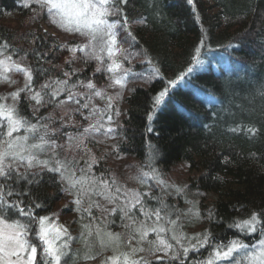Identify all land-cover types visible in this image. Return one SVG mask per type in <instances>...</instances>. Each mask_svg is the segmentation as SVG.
<instances>
[{
    "label": "trees",
    "instance_id": "1",
    "mask_svg": "<svg viewBox=\"0 0 264 264\" xmlns=\"http://www.w3.org/2000/svg\"><path fill=\"white\" fill-rule=\"evenodd\" d=\"M25 2L0 0V45L7 44L5 56L32 69L33 88L40 91L41 85L56 79H69L70 84L79 80L85 85L91 79L112 97L111 107H106L111 119L102 122L99 113L90 115L89 108L98 102L95 96L88 109L76 112L81 106L73 101L59 105L65 93L51 103L45 96L43 106L21 93V113L33 124L58 130L49 139L64 146L56 149L60 159L76 156L85 173L104 180L114 177L122 187L134 178L145 182L143 173L150 169L156 168L163 177L184 163L194 173L188 177L185 193L206 217L204 231L212 233L214 243L238 239L252 245L264 235L229 227L252 212L264 211V0H128L121 5L122 15L109 17L110 22L121 21L117 31L124 51L116 58L127 70L123 88L108 87L109 73L97 72L98 62L86 60L84 53L78 51L73 59L72 52L61 46L85 42L60 39L45 28L47 13L41 12L35 0L27 1L30 8ZM74 71L70 77L63 75ZM10 75L17 83L2 84L0 95L23 87V73ZM164 88L169 89L168 95L154 107L155 97ZM89 91L79 84L73 89L75 93ZM78 98L81 104L88 102L84 96ZM90 124H97L100 131L85 139L97 156L89 170L83 150L74 154L66 147L69 135L83 132ZM20 133L25 134L23 129ZM38 135L30 141H38ZM50 157L46 155V160ZM20 172H25L23 164ZM13 175L8 184L22 195L10 197L9 202L23 200L20 207L29 205L26 210L33 211L34 220L50 212L68 192L60 174L42 166L29 169L22 179ZM141 184L137 190L150 209L159 207L160 200L171 207L184 197L160 185L144 192ZM138 215L143 217L137 211ZM113 216L118 220L117 212ZM32 228L38 225L33 223ZM121 234L125 239L128 236L126 230ZM209 251L207 246L190 251L183 261L144 255L151 264H188Z\"/></svg>",
    "mask_w": 264,
    "mask_h": 264
},
{
    "label": "snow or ice",
    "instance_id": "2",
    "mask_svg": "<svg viewBox=\"0 0 264 264\" xmlns=\"http://www.w3.org/2000/svg\"><path fill=\"white\" fill-rule=\"evenodd\" d=\"M128 0H35L40 6L41 12H46L52 25L63 29L65 32L78 34L85 38L83 44L73 42L71 45H62L73 54L79 51L84 53L86 60H95L98 62L97 72L107 71L111 83L108 87H125L127 70L123 69L122 62L117 60V55L124 51L120 47L119 33L117 24L121 23L119 19L109 21L110 16L123 14L121 5L127 4ZM191 2V0H190ZM25 7H31V3L25 2ZM128 21L126 15L123 16V23ZM7 44L0 45V83L16 84L9 73L20 72L25 77L24 85L14 92L0 95V178L3 183L0 184V264H79L81 258L85 260H95L101 256L104 251L111 250L112 255L103 257L101 264H151L148 256L156 260H180L186 257L189 251H198L206 246L210 249L208 257L201 264H264V239H260L254 246L242 243L238 239L224 242H213L212 233L205 231L198 234L197 237L188 238L177 232V220L171 219L172 210L163 200H160V206L150 209L146 206L144 196L137 191L123 193L124 206L120 209L123 215L130 221L125 225L129 229L127 238H122L120 233H111L102 231L99 226L85 224L81 239L85 247L83 256L81 250H73L69 245L70 233L67 228L52 222L49 216H40L33 219V211L26 210L29 205L24 204L23 200H12L13 196H20L22 193L15 192L8 181L25 178L27 171L33 167L47 168L48 171L59 173L61 181L68 185V190L78 189L76 203H82L79 193L82 191L85 195L95 190L96 184L103 185L104 191L99 195L109 193L105 198L110 201L117 199V196L111 195L112 188L107 181L90 180L84 169H77L75 158L71 160L65 157L58 158L57 148H63V145H57L54 139H49L50 133L58 130H49L47 124H33L27 116L21 113L20 98L21 93L26 94L28 101H34L36 105L43 106L45 96L48 103L61 93L66 94V99L59 101V105H64L69 101L80 105L76 112L81 108L88 109L94 96H99L109 101L107 107H111V96H106L105 91L98 89L90 79L85 85L83 81L77 80L75 83H69V79L53 80L40 86V91L33 88V71L30 67L14 61L10 55L5 56L3 50H6ZM199 51V49H197ZM70 64L71 61H68ZM191 71V69H189ZM67 78L73 73H63ZM183 77H181L182 79ZM176 81L170 80V85H175ZM77 84L90 90L85 93H75L73 89ZM169 89L164 88L155 97L154 107L159 106L168 95ZM78 96L86 97L88 102L81 104ZM11 100V103L8 101ZM95 108L90 110V115H95ZM108 119H111L109 116ZM151 119V117H149ZM21 129L24 135H20ZM236 129H233L235 131ZM100 127L97 124H90L83 132L77 136H68L69 148L81 146L86 148L85 139L93 133L99 132ZM108 131H111L109 129ZM254 131V129H249ZM37 136L38 142L29 143L30 138ZM66 134V133H65ZM67 135V134H66ZM49 151L51 157L48 160H41L38 153ZM91 160L88 167L95 163ZM23 164L25 172H20V165ZM52 165L49 167V165ZM80 171L82 175L76 176ZM155 173V169L152 170ZM148 176L149 173H143ZM155 179L156 177L153 176ZM164 184L163 180L159 181ZM115 180L112 184L115 185ZM141 183H144L141 180ZM91 185L92 187H87ZM79 186V187H78ZM178 191H182L178 189ZM115 192L120 194L119 187ZM159 199V198H158ZM97 207L99 205H96ZM40 207V205H34ZM11 210H15L14 212ZM79 210V209H78ZM91 215L90 209H84ZM112 211H115L113 209ZM140 212L144 220H137L135 213ZM192 211V210H190ZM198 215V213H194ZM14 216H24L27 222H23ZM211 217V214H210ZM264 211L252 212L246 219L234 221L229 225L230 228H236L241 232L264 233ZM38 225L37 229L32 228V224ZM167 224L169 227H165ZM171 232V242L165 238V234ZM149 233H155L154 240L149 239ZM35 235L33 241L30 237ZM95 238L99 244V251H94V245L90 238ZM195 241L193 243L192 241ZM185 243L189 246L185 247ZM147 245V247H145ZM181 248L183 252L176 249ZM163 252L164 256H158L157 253ZM171 253V256L168 254ZM39 257V259H38Z\"/></svg>",
    "mask_w": 264,
    "mask_h": 264
},
{
    "label": "rangeland",
    "instance_id": "3",
    "mask_svg": "<svg viewBox=\"0 0 264 264\" xmlns=\"http://www.w3.org/2000/svg\"><path fill=\"white\" fill-rule=\"evenodd\" d=\"M27 1H32V0H27ZM45 28H49L53 34L57 35L60 39L63 40H75L77 41H81V42H86L85 38L79 36L78 34H74V33H69V32H65L63 29L58 28L55 25H52L50 23V21H48V23L45 24ZM118 39H120V35L118 36ZM121 44V41H120ZM3 57L0 56V59H2ZM19 63V62H18ZM21 64V63H20ZM9 76L12 77V75ZM4 84V83H0V86ZM6 95V94H5ZM95 98L98 100V102L93 106L96 110L95 115H97L99 113V115H101L102 118V122L103 120L105 122L110 121V119H108V117L110 116L108 114V111L106 109L107 104L104 102L105 100L99 96H95ZM12 101L9 100L8 103H11ZM93 107L89 108V110H91ZM96 118L94 116H91V119ZM92 122H97L96 119L91 120ZM20 135H22L21 133H19ZM73 135L74 137L77 136ZM38 141H30L29 143H36ZM86 144V143H85ZM66 149H68L71 152H74V154L77 153V151L79 150H83V156H85V164H89L91 163V160L94 158L95 161H97L96 159V152L94 150V148L88 144H86V148L81 146L80 148H76L75 146L69 148V146L66 147ZM39 158L41 160H46V155H51L49 154V151H45V152H40L38 153ZM59 158V157H58ZM75 158L76 161V167L77 169H83V167L80 166L78 160L76 159V156L72 157ZM71 158V159H72ZM80 161V160H79ZM155 169V173L152 172V170ZM152 170H148L149 172V178L146 180L143 184H141L140 181H138L136 178L129 181V185L128 184H123L124 186H120V184L118 183L116 178H110L109 180H104L102 178L96 175H94L93 173L91 174L89 172V174L87 173L88 177L90 180L93 181H99V180H104L107 181L109 186L112 188V192L111 195L113 196H117V199L110 201L109 199H106L105 196L109 195V193H105V195H99L97 193L99 192H103L104 188L103 185L100 184H96L94 191H90L88 192L87 195H85L82 191L79 193V197L82 201L81 204H77L76 200L78 197V189H72V190H68V192H66L65 196L60 199L59 201L56 202L55 206L53 207V209L48 212L47 214H45L44 216H49L52 218V222H54L55 224L61 225L65 228H67L68 232L70 233V239H69V245L71 247V249L73 250H81V257L84 254L85 251V247L84 244L82 242L81 239V233L83 232V226L85 224H89L92 226H99L101 228L102 231L105 232H111V233H122V231H127L128 235H129V229L125 227V225L129 224L130 221H126L123 218V213L120 211V209L124 206V199H123V193L125 192H131V191H137V188H139V184H141V188L144 192H151L152 190H155L157 188V185H160L161 188L163 189V187L166 189H169V191L174 192L175 194H179L178 197H183L181 200V203H177V201L173 203V205H171V207H169L172 212H171V219L172 220H177V217L179 218L177 220V232L181 233L182 235L188 237V238H193V237H197L198 234L204 233L207 229L206 225H205V220L206 217L204 215H202V213L199 211V209L196 207L197 204H195L193 201H191L189 199V197L186 195L185 190H186V185H187V180L188 177L190 175H194L193 171L190 172V170L188 169L187 165L184 163H179L177 166H175V168L172 170V172L167 173L165 176H160L161 173H158L156 168H153ZM82 175V173L80 171L76 172V176L80 177ZM153 176H155L156 178L154 179ZM192 177V176H190ZM108 179V178H107ZM115 180V185L112 184V181ZM163 180L164 184H161L159 181ZM79 187V186H78ZM87 187H92L91 185H87ZM119 187L121 192L120 194H117L115 192V188ZM178 189L182 190V191H178ZM186 195V196H185ZM96 205H99L98 207ZM79 209V210H78ZM84 209H90L91 211V215L88 214V212L84 211ZM113 209H115V211H112ZM192 210V211H190ZM117 212L118 215V220L114 219V213ZM194 213H198V215H195ZM135 218L137 220H144V216L140 217L135 216ZM21 221L26 222L25 221V217H21L20 218ZM165 227H169V225L165 224ZM171 232H168L165 234V238L169 239L171 242ZM31 238V237H30ZM156 238V234L155 233H149V239L150 240H154ZM92 240V243L94 245V251H99V244L98 242L95 240V238H90ZM260 239H264V235H262L254 244L250 245L247 243L249 246H254L258 243V241ZM193 243H195V241H192ZM189 245L187 243H185V247H188ZM145 247H147V245H145ZM179 252H183V249L181 248H177L176 249ZM190 252V251H189ZM146 254V253H144ZM142 254V255H144ZM189 254V253H188ZM112 255L111 250H106L103 252V254L101 256H97V258L95 260H85L83 258H81L79 260V264H101V260L103 259V257L106 256H110ZM156 255L158 256H164L165 253L160 252L157 253ZM169 256H171V253L168 254ZM188 256V255H187ZM208 257V255L202 256L199 260L194 261L192 259H190L189 261L187 260L188 258H184L185 262L188 261V264H201L202 261H204L206 258ZM39 259V257H38ZM181 261H183V258L181 259Z\"/></svg>",
    "mask_w": 264,
    "mask_h": 264
}]
</instances>
